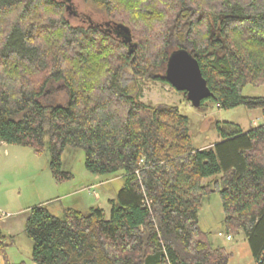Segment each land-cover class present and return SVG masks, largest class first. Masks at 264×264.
Masks as SVG:
<instances>
[{"label":"trees","instance_id":"16d2710c","mask_svg":"<svg viewBox=\"0 0 264 264\" xmlns=\"http://www.w3.org/2000/svg\"><path fill=\"white\" fill-rule=\"evenodd\" d=\"M86 1L115 28L75 27L66 1L0 0V144L48 153L59 182L73 178L69 149L85 152L92 175L121 180L109 218L99 206L78 204L63 218L46 205L32 208L34 263L230 264L200 225L213 195L224 233L244 235L263 262L264 125L218 123L221 141L197 149L189 118L176 106L144 104L138 83H168L171 53L187 48L212 93L201 107L264 112V98L243 94L264 85V0ZM51 90L65 91L67 103H44ZM6 241L0 233L10 264Z\"/></svg>","mask_w":264,"mask_h":264},{"label":"rangeland","instance_id":"374dc122","mask_svg":"<svg viewBox=\"0 0 264 264\" xmlns=\"http://www.w3.org/2000/svg\"><path fill=\"white\" fill-rule=\"evenodd\" d=\"M66 1L68 11L65 16L75 27L89 28L101 25L104 29H114L115 23L107 12L86 0ZM172 45L176 46L173 38ZM186 47L190 48L189 45ZM167 69V68H166ZM166 74V73H165ZM164 77V73H162ZM129 72L125 74V84H134ZM55 87L62 86L54 83ZM140 101L152 107L176 106L190 120V131L194 147L206 149L221 141L216 125L233 123L242 130L249 131L264 125L263 110H249L237 107L224 110L213 101H207L201 108H196L185 93L178 92L168 83L141 80L139 83ZM245 97L264 98V85L247 86ZM42 101L48 104L65 105L68 96L65 91L51 90ZM10 146V145H9ZM3 149V148H1ZM10 154L0 159V210L7 214L4 223L0 222V231L12 236L7 239L5 254L10 264H35L33 261V243L26 233V223L32 208L39 205L48 206L56 216L63 218L67 208H73L74 199L85 201L80 205L105 209L110 217L109 199L116 196L121 187V180L113 177H100L86 169V157L83 150L69 149L64 155L65 168L73 175L71 180L59 182L53 176L48 153H37L32 148L11 146ZM214 178L206 180L211 183ZM219 180V177L217 178ZM100 186L93 187L96 184ZM80 193L76 195L73 193ZM73 194V195H72ZM70 195H72L70 197ZM204 209L200 211V223L203 230L210 232V240L223 232L224 213L219 195L204 200ZM7 220V221H6ZM216 246V245H215Z\"/></svg>","mask_w":264,"mask_h":264},{"label":"water","instance_id":"95a60500","mask_svg":"<svg viewBox=\"0 0 264 264\" xmlns=\"http://www.w3.org/2000/svg\"><path fill=\"white\" fill-rule=\"evenodd\" d=\"M165 78L178 92L186 93L188 100L196 108H201L203 101L212 97L198 60L187 48L171 53ZM0 264H6V259L1 254Z\"/></svg>","mask_w":264,"mask_h":264},{"label":"crops","instance_id":"0c3cea01","mask_svg":"<svg viewBox=\"0 0 264 264\" xmlns=\"http://www.w3.org/2000/svg\"><path fill=\"white\" fill-rule=\"evenodd\" d=\"M10 147L11 146H9L5 143L0 144V159L3 157L4 154H8V153L10 154L9 150H7ZM1 148H3V149H1ZM95 179L98 180V179H100V177L96 176ZM96 186H100V185L97 183L93 187H96ZM73 194L80 195V193L78 191H77V193H73ZM72 195H70V197ZM80 203L84 204L85 201L79 200V199L77 201L76 199H74V203H72L71 206L76 207V206H79ZM204 206L205 205L203 204V208L201 210L204 209ZM28 213H29V217H30L31 211ZM223 213H224V210H223ZM29 217L27 218V221H28ZM4 221H5V219L0 220L1 223H4ZM200 225H201V223H200ZM206 232H208V231H206ZM0 233L3 237L12 241L11 235L6 234L3 231H0ZM208 233H210V232H208ZM212 242L214 245H216V247H223L228 251V253L231 255L230 264H257L255 259H254L250 245H249V243H248V241L244 235L231 237V236H227L223 230V232L221 231L217 235L214 236Z\"/></svg>","mask_w":264,"mask_h":264},{"label":"built area","instance_id":"2783aa9c","mask_svg":"<svg viewBox=\"0 0 264 264\" xmlns=\"http://www.w3.org/2000/svg\"><path fill=\"white\" fill-rule=\"evenodd\" d=\"M0 217H2V218H6V217H7V214L1 212V210H0ZM258 264H263V262L258 263Z\"/></svg>","mask_w":264,"mask_h":264}]
</instances>
